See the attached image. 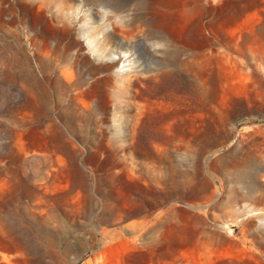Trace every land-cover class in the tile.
Wrapping results in <instances>:
<instances>
[{"label": "rangeland", "instance_id": "rangeland-1", "mask_svg": "<svg viewBox=\"0 0 264 264\" xmlns=\"http://www.w3.org/2000/svg\"><path fill=\"white\" fill-rule=\"evenodd\" d=\"M48 13L50 52L0 14V264H264V0Z\"/></svg>", "mask_w": 264, "mask_h": 264}, {"label": "bare ground", "instance_id": "bare-ground-1", "mask_svg": "<svg viewBox=\"0 0 264 264\" xmlns=\"http://www.w3.org/2000/svg\"><path fill=\"white\" fill-rule=\"evenodd\" d=\"M32 1L33 2L29 0H0V14L3 17L4 25L8 27L12 31V33H14L16 36L23 35L26 38L28 44L32 48H35L38 51L44 50L45 52H50L52 48L50 41H49L50 32L46 29V25L52 24L54 22L53 16L50 13H48L51 9L52 0H32ZM27 8L35 9L36 11L40 13L42 12L45 13L46 20H43V24L40 22L39 19L38 21L37 20L33 21V19L28 15L29 9ZM84 10L85 9L83 8L79 10V8L77 7L76 12H77V15L79 16L80 21L85 20V19L87 20V18L89 17V13L85 14ZM82 11H83V15H81ZM88 11L91 12V9H88ZM112 12L116 17H125V16L132 15L127 12L126 7H118ZM103 15H104V20H105L107 16V11H103ZM126 24L132 25V27H136L140 25L136 23V19H134L133 15L132 17H130V19H128V22ZM95 27L92 28L91 26L90 29H85V27L81 28L82 34L87 37L90 45L91 46L93 45L94 48H95L96 42L100 40L101 37L103 40H107L108 38L111 37L109 33L104 34L103 32H96ZM134 29H132L131 31L133 33H136V29H138V27ZM100 34H102V36ZM40 41H43L42 49L39 48ZM118 57L120 59L124 58L123 63L127 60L130 63L132 60V59H128V56L126 55L121 56L120 53ZM63 72H64L65 77L68 78L67 79V89L74 91L75 96L78 97L80 92L82 91L81 89L85 87V81L84 80L80 81L79 79L81 78H77L74 71L71 69H66ZM72 96H74V94ZM58 104H61V103L58 102ZM68 106H70L69 101L66 107L68 108ZM60 114L61 116L63 115L62 110H60Z\"/></svg>", "mask_w": 264, "mask_h": 264}]
</instances>
